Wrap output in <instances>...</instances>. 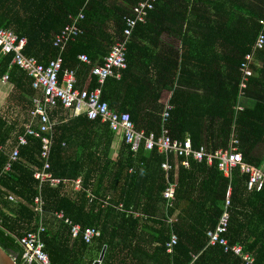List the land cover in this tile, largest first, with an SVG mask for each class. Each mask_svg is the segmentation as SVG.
<instances>
[{"label":"trees","instance_id":"1","mask_svg":"<svg viewBox=\"0 0 264 264\" xmlns=\"http://www.w3.org/2000/svg\"><path fill=\"white\" fill-rule=\"evenodd\" d=\"M145 1L0 0V27L25 38L23 54L45 65L58 55L53 36L71 24L69 17L82 14L81 34L62 52V70H74L80 80L123 40L125 17L133 16V8ZM258 1L155 0L145 22L133 30L127 68L120 79L106 81L102 100L111 111L128 114L136 129L146 134L159 132L160 115L169 101L172 139H189L195 150L201 146L213 150L233 138L247 161L257 145L264 147V47L253 52L259 34L264 36V12L258 11ZM248 54L254 75L239 96L240 68ZM80 55H87L91 64L81 63ZM11 60L12 56L0 57V78L8 75L19 98L18 111L11 99L0 113V247L15 256L17 264L24 261L20 240L40 224L52 264H94L104 247L101 264H244L221 248L208 246L207 232L217 226L224 211L229 184L226 237L253 256L254 264H264V189L249 192L248 178L239 169L227 179L216 163L208 166L205 160L190 158L186 167L182 159L171 157L175 201L166 211L164 156L143 147L134 155L123 140L113 157L116 135L108 124L74 116L73 110L60 105L49 112L54 128L48 172L62 183L40 185L34 178L42 167L41 143L31 137L5 172L36 95L31 78L10 67ZM88 86L96 87L93 78ZM263 161L264 156L256 167ZM77 180L80 190L75 191ZM37 197L41 214L35 209ZM58 212L82 232L94 228L100 236L90 244L82 235L72 238L70 228L56 219ZM170 218L175 219L171 226ZM171 228L178 243L168 254Z\"/></svg>","mask_w":264,"mask_h":264},{"label":"built area","instance_id":"2","mask_svg":"<svg viewBox=\"0 0 264 264\" xmlns=\"http://www.w3.org/2000/svg\"><path fill=\"white\" fill-rule=\"evenodd\" d=\"M154 3L155 0L139 3L133 8V16L125 17L123 40L112 47V50L103 58L101 64H96L90 69L89 74L96 83L94 89H89V86L78 88L75 71L62 70V52L68 42L73 41L81 34L78 22L83 19L82 14L69 17L71 24H67L58 34L53 36V47L58 49V55L56 58L49 59L45 65L37 59L23 54L27 44L25 38H19L13 31L0 27V57L12 56L10 67L16 66L27 73L32 80V89L38 93L33 99V106L30 111L29 122L25 126V132L18 137L17 146L10 153L9 160L4 168L5 172L11 170L12 164L18 159L19 149L25 146L27 138L31 137L40 140L41 143L39 157L42 167L35 170L34 178L40 185L47 183L52 187H56L62 183L60 179L54 178L48 172L54 128L49 112L60 105L63 110H73L74 116L85 115L90 121L100 120L101 123L108 124L115 135L122 137V140L134 155L138 153L141 147L145 151L156 149L159 154L163 155L164 162L161 164V169L164 172L167 185L162 197L165 201L166 211L172 207L175 201L176 184L169 179L172 170L171 157L182 159L181 164L186 167L190 158L196 162L205 160L208 166L216 163L218 170L227 179L231 178V174L235 169H239L240 174L246 175L248 178L246 187L249 192H260L264 189V171L244 161L242 154L238 152L237 145L239 142L237 140L232 138L227 146L217 147L213 150H208L205 146L195 150L189 139L183 142L172 139L168 128L169 113L172 109L169 101L164 105L160 115L159 132L146 134L145 131L136 129L128 114H117L111 111L108 104L102 100V90L106 81L112 77L120 79V72L127 68V45L131 40L133 30L138 23L145 22L148 11L153 9ZM263 47L264 36L261 33L254 44L253 52L261 50ZM78 59L83 64H91L87 55H80ZM244 60L246 63H243L240 68L239 96L244 94L247 81L254 75L250 68L253 63L252 54L246 55ZM1 79L6 82L9 78L5 74ZM64 183L66 182L64 181ZM74 188L80 190V180L74 182ZM231 195L232 187L229 184L224 197V211L218 220L217 226L207 232L208 246H217L222 249L224 254H230L244 264H254L253 256L245 253L241 246L231 244L226 237L229 227L228 210ZM8 200L16 201L13 196H9ZM34 204L36 211L41 214V199L39 197L35 198ZM135 216H138V214H135ZM55 217L70 228V234L74 239L82 235L84 242L90 244L100 236V232L94 228H88L82 232L81 227L66 219L63 212L56 213ZM167 222L171 226L175 219H167ZM44 231L43 225L40 224L34 232L26 234L20 240V244L25 250V264H52L41 239ZM177 243L178 237L171 228L169 241L165 246L168 254L173 253Z\"/></svg>","mask_w":264,"mask_h":264},{"label":"crops","instance_id":"3","mask_svg":"<svg viewBox=\"0 0 264 264\" xmlns=\"http://www.w3.org/2000/svg\"><path fill=\"white\" fill-rule=\"evenodd\" d=\"M262 65V62H257V66L258 67H261ZM3 77V76H2ZM1 77V78H2ZM0 78V113L1 111H3L7 105H9V101H11V96L10 95H16L15 96H12L15 101H13L12 99V104L11 105H14L16 106V111H18V108H17V102L19 101V98L16 94V91H15V88H14V85L13 83H11L8 79V81L4 82L2 81V79ZM91 79L90 78V74L87 73L86 75H84V78L83 79H77V87L78 88H86L89 83L91 82ZM36 92V91H35ZM38 95V93L36 92V95L35 97ZM34 97V98H35ZM256 98V97H255ZM249 99H245V101L248 102ZM10 102V103H11ZM12 113V112H11ZM10 115V113L8 114ZM232 135V134H231ZM122 137L120 135H116L115 136V140H114V144H113V152H112V156H116L119 152V149H120V146H121V143H122ZM230 143V140L227 144ZM17 146V145H16ZM227 146V145H226ZM217 148V147H216ZM264 156V147L262 146V144H259L257 145L252 151H251V154L249 156V158L247 159V161H245L246 163H249L251 165H254L256 166L257 162L259 160H261V158ZM258 169L264 171V161L263 163L261 164L260 167H257ZM72 190H75L77 191L74 187ZM98 259L95 260V262L97 261Z\"/></svg>","mask_w":264,"mask_h":264},{"label":"water","instance_id":"4","mask_svg":"<svg viewBox=\"0 0 264 264\" xmlns=\"http://www.w3.org/2000/svg\"><path fill=\"white\" fill-rule=\"evenodd\" d=\"M105 251H106V248L104 247L98 260L94 262V264H101ZM0 264H17V259L15 256L9 254L8 252H6L0 247ZM21 264H25V260Z\"/></svg>","mask_w":264,"mask_h":264},{"label":"rangeland","instance_id":"5","mask_svg":"<svg viewBox=\"0 0 264 264\" xmlns=\"http://www.w3.org/2000/svg\"><path fill=\"white\" fill-rule=\"evenodd\" d=\"M258 4H259V6H257L258 11L264 12V3H263V1L262 0L258 1ZM262 23L264 24V22H262ZM10 96H11V99H13V101H15V99L12 96L16 97V95H10Z\"/></svg>","mask_w":264,"mask_h":264}]
</instances>
